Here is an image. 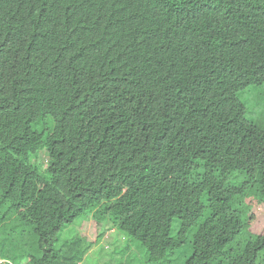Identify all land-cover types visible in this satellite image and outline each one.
<instances>
[{
	"label": "trees",
	"instance_id": "16d2710c",
	"mask_svg": "<svg viewBox=\"0 0 264 264\" xmlns=\"http://www.w3.org/2000/svg\"><path fill=\"white\" fill-rule=\"evenodd\" d=\"M263 84L264 0H0V225L45 250L93 213L126 264L131 242L158 264L190 232L183 264H264V235L226 249L245 186L264 193L236 98Z\"/></svg>",
	"mask_w": 264,
	"mask_h": 264
},
{
	"label": "rangeland",
	"instance_id": "374dc122",
	"mask_svg": "<svg viewBox=\"0 0 264 264\" xmlns=\"http://www.w3.org/2000/svg\"><path fill=\"white\" fill-rule=\"evenodd\" d=\"M236 98L243 105L245 120L264 132V84L240 91ZM46 162V153L41 152L38 163L43 165ZM242 178L240 175V179ZM240 185L241 182H236V186ZM236 210L242 228L226 248L232 251L242 250L247 243L264 235V193L258 184L245 186L244 196L237 200ZM7 214L4 213L9 219L0 225V264H27L31 259L28 264H44V260L50 264H70L83 258L81 264H126L127 259L122 260L126 253L122 257L120 248L128 241L113 232L108 221L95 228L90 218L93 213L87 219L79 217L71 224L61 227L45 250L39 249L37 238L30 228L16 216ZM179 226L180 221L173 219L170 225L171 238L177 236ZM191 235L192 232L186 235L182 246L165 262L158 264H183L190 255ZM129 250L131 264H149L146 263V252L137 242H131Z\"/></svg>",
	"mask_w": 264,
	"mask_h": 264
}]
</instances>
